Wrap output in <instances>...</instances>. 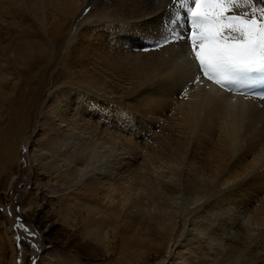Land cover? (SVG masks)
Listing matches in <instances>:
<instances>
[{
    "label": "bare ground",
    "instance_id": "6f19581e",
    "mask_svg": "<svg viewBox=\"0 0 264 264\" xmlns=\"http://www.w3.org/2000/svg\"><path fill=\"white\" fill-rule=\"evenodd\" d=\"M89 1L0 0L1 103L12 101L13 107H20L14 111V117H20L23 125L26 110L21 101L23 86L38 81L39 64L47 66L68 37L62 60L64 69L58 81L77 92L79 101L76 104L67 98L65 103L60 100L61 105L56 101L59 106L51 109L53 122L58 127L63 126L64 133L73 139L78 150L88 146L97 152L103 150L100 160H107V168L116 170V173L110 172L108 178L80 184L85 193L67 205L68 211L75 215L70 222L66 219L65 225L75 229L81 239L79 243L75 240L73 245L92 256L104 250L113 252L119 247L125 250L128 233L133 232L134 224L124 219L130 218L134 209L150 206L143 203L147 197L138 194L144 185L152 186L154 204L159 199L158 203L164 205L163 221L169 230L175 227V215L183 213L184 231H187L192 216L198 213L194 206L202 208L206 202L198 201L202 202L213 191L218 194L216 185L222 181L224 185H231L228 195L225 192L226 195L214 198L213 203L220 206L231 202L230 196L243 197L245 194L248 198L251 185L253 188L257 185L256 192L264 194V174L254 167L252 159L256 153L264 151L261 142L264 140V114H260V102L230 96L203 83L191 85L185 96L179 98L175 94L179 89L165 92L157 87L175 74L179 63L176 57L182 50L173 45L159 50L152 47L156 43L152 38L156 26L161 18L164 23L170 18L169 0L151 5L143 0H96L94 4L112 10L108 13L101 10L92 17L94 20L89 21L90 16L82 19L87 22H79L86 6L89 11L92 8ZM149 15L155 17L154 22L140 27ZM128 28L130 30H126ZM40 40L45 42L44 46ZM141 45L150 50L142 51ZM8 66L20 80L13 96H9L11 80L5 76L9 73ZM210 98L225 99L220 108H215ZM233 100L235 103L229 102ZM238 143L245 147L235 153ZM252 144L258 145L257 150L248 148L245 153V148ZM25 146L24 143V149ZM13 149L12 144L4 151L12 153ZM33 162L39 166L37 159ZM164 165H171L169 175ZM229 166L231 169L226 170ZM253 172L255 174L251 175ZM79 174L81 171L73 169L59 177L72 180ZM167 179L177 188L172 196L159 187L160 181ZM83 202L92 206H84ZM251 206L256 207L257 203ZM28 208V204L23 205L24 211ZM155 208L160 214V209ZM253 210L258 218L263 216L264 202ZM220 226L224 227V223ZM108 228L111 232L106 230ZM123 230L125 235L121 234ZM188 231L189 234L192 230ZM230 233L233 232L227 235L231 237ZM238 258L235 255L227 262L235 264Z\"/></svg>",
    "mask_w": 264,
    "mask_h": 264
},
{
    "label": "rangeland",
    "instance_id": "374dc122",
    "mask_svg": "<svg viewBox=\"0 0 264 264\" xmlns=\"http://www.w3.org/2000/svg\"><path fill=\"white\" fill-rule=\"evenodd\" d=\"M95 1H89L92 8L89 13L82 12L79 22H87L82 19H88L90 16L89 21L94 20L92 17L101 10H105L102 12L106 13L112 10L94 4ZM245 10L250 11V9ZM67 40L68 37H65L47 66L42 62L39 64L38 81L23 86L21 101L24 102L27 110L26 112L23 110V119L25 118L23 125L20 117H14V111L20 107H13L12 101L9 104L0 101V264H17L18 260L20 264H32L33 258L37 256H39L38 264H228V258H233L235 255L239 257L235 264H264V215L258 218L253 210L261 207L264 202V198L261 197H264V194L256 192L258 190L256 184L255 188L253 185L249 187L250 195L246 193L248 198L245 194L243 197L230 196L232 201L220 206L213 203L214 198L220 194L226 195L231 185L220 182L215 190L218 194L202 201L206 203H201V209L207 210L192 216L190 226H186L187 231H184L183 213L175 215L173 221L175 230H169L168 224L163 221L164 205L159 204L161 202L159 199L157 204H154L152 186L144 185L138 194L147 197L150 204H147L146 199L143 203L150 206L147 209H134L130 218L124 219L128 220L126 221L128 224H134L131 227L133 232L128 233L125 250L119 247L116 251L104 250L98 256H92L86 253L88 251L85 252L73 245L75 240L79 243L81 239L77 237L75 229L65 225L66 219L70 222L69 220L75 215L68 211L67 205L73 204L77 201H73L76 196L81 198L85 193L80 184L91 179L102 180L105 176L108 178L110 172L116 173V170L104 167V164L109 162L100 160V153L103 150L97 152L91 146L82 151L78 150L73 144V139L70 140L69 135L64 133L66 130L63 126L58 127L53 122L51 109L59 106L56 101L62 100L61 102L65 103L67 98H71L76 104L79 101L77 92L58 81L60 71L64 69L62 60L67 49ZM40 43L45 45L41 40ZM7 69L9 73L5 76H8L6 78L9 81L11 80L9 96L10 94L13 96V91L18 89L20 80L12 67L8 66ZM203 84L210 85L207 81ZM206 85L204 86L208 87ZM236 97L243 98V96ZM27 98L30 100L28 101ZM27 101L30 103L28 108L25 105ZM74 108L76 109V106ZM143 129L147 130V127ZM24 143L27 151L23 148ZM12 144L14 151L5 152L4 148H9ZM257 148L258 145L255 149ZM33 159L39 161L38 167ZM169 167L172 168L171 165L165 166L164 171L167 174ZM73 169L81 171V175H77L72 180L60 179L59 174L67 175ZM89 171L91 175L86 174ZM83 174L85 176L82 179ZM204 175L208 174L204 172ZM159 187L171 196V193L177 189L168 179L165 182L160 181ZM254 202L257 203L256 207L251 206ZM24 204H28L27 211L23 210ZM83 205L92 206L87 202H83ZM156 206L160 209V214L158 210L156 211ZM16 216L21 217L29 228L38 231L42 238L38 239L37 243L50 247L37 253L29 247L27 241H22V247L18 249L15 240L18 233L13 228ZM222 223L224 227L220 226ZM106 230L111 232V228ZM188 230L192 231L188 234ZM222 230L227 232L223 234ZM229 231L233 232L230 233L231 237L227 235ZM117 234L120 236L126 233L123 230L121 234ZM112 240L113 238L110 241Z\"/></svg>",
    "mask_w": 264,
    "mask_h": 264
},
{
    "label": "snow or ice",
    "instance_id": "6c2138e0",
    "mask_svg": "<svg viewBox=\"0 0 264 264\" xmlns=\"http://www.w3.org/2000/svg\"><path fill=\"white\" fill-rule=\"evenodd\" d=\"M143 2L151 5L159 0ZM242 8L250 11H238ZM168 9L170 18L167 23L161 18V23L156 26L152 36L156 43L152 47L159 50L173 45L182 50L176 57L179 63L175 74L157 87L165 92L179 89L175 93L179 98L185 96L191 85L207 81L230 96L259 101L260 114H264V0H169ZM154 20L155 17L149 15L139 26L152 24ZM141 50L150 49L141 45ZM223 99L210 98V103L220 108ZM229 102L235 103L234 100ZM261 142L264 143V140ZM242 147L245 146L238 143L234 152L239 153ZM248 148L255 150L256 145L247 146L245 153ZM252 159L254 167L264 174V152L256 153ZM230 169L231 166L226 170ZM86 174L91 175V172ZM203 210L207 209L194 206L195 212ZM13 228L18 233L15 236L18 249L22 247V241H27L37 253L50 247L37 243L42 237L21 217H15ZM38 260L39 256L33 258L32 264H38ZM17 264H20L19 260Z\"/></svg>",
    "mask_w": 264,
    "mask_h": 264
}]
</instances>
